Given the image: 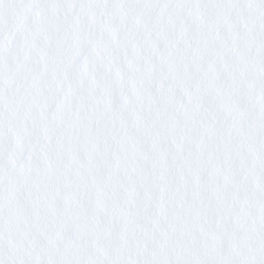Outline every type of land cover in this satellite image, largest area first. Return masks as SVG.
I'll return each mask as SVG.
<instances>
[{
  "label": "snow or ice",
  "instance_id": "obj_1",
  "mask_svg": "<svg viewBox=\"0 0 264 264\" xmlns=\"http://www.w3.org/2000/svg\"><path fill=\"white\" fill-rule=\"evenodd\" d=\"M0 264H264V0H0Z\"/></svg>",
  "mask_w": 264,
  "mask_h": 264
}]
</instances>
